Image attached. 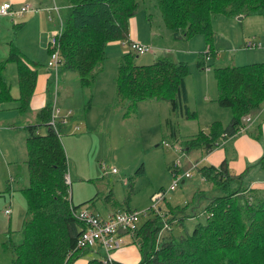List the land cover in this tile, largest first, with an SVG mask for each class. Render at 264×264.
<instances>
[{
    "label": "trees",
    "instance_id": "1",
    "mask_svg": "<svg viewBox=\"0 0 264 264\" xmlns=\"http://www.w3.org/2000/svg\"><path fill=\"white\" fill-rule=\"evenodd\" d=\"M140 1L65 0L67 10L64 17L60 13L63 27L58 37L59 69H73L81 84H93L95 70L105 58L106 45L113 41H128L129 18L137 13ZM157 4L175 39L195 34L210 38L212 19L218 14L232 17L264 14V0H157ZM209 49L210 46L206 53ZM136 56L137 52L129 50L121 57L116 93L125 100L127 112L134 111L141 100L167 101L170 114L165 119V126L169 135L176 139L172 116L187 120L197 116L188 108L185 80L188 66L166 54L150 65H139L134 62ZM9 61L16 62L18 68L17 100L21 104L17 109L21 113L29 106L37 72L30 68L26 58L12 44L8 58L0 61V103L13 99L3 74ZM215 73L218 83L216 100L219 106L232 111L230 123L225 129H220V123L213 122L206 132L199 131L188 142L189 145H185V150L183 148L186 156L193 147L210 152L241 129L245 128V131L249 123L244 120L246 116L254 117L260 112L264 100V62L227 65L217 68ZM53 109L51 102L46 103L37 112L36 123L23 127L28 183L20 189L27 208L21 240L5 242L13 252L11 264H72L81 253L90 249L78 247L81 230L86 225L75 213L85 202L75 205L71 201L66 179L67 155L60 138L64 127L57 119L56 127L51 126ZM41 126L46 127L45 133L39 132ZM259 134L256 129L254 136ZM175 161L168 166L170 172H185L181 161L175 168ZM257 164L264 167V154ZM247 169L238 174L231 172L226 159L218 166L203 165L198 169L201 176H205L222 193L208 199L202 210L206 215L205 222L197 223L191 232L174 234L171 220L164 224L165 217L162 219L160 210L153 211L154 215L135 231L122 232V235L130 234L134 241H139L142 260L138 264H264V186L248 187L240 183ZM236 181L238 184L229 189ZM128 199L129 196L125 197L121 203V210L131 209ZM162 200L165 201L166 197ZM195 207H191L193 214ZM177 208L170 209V212L181 214L178 218L191 215ZM173 217L177 218L176 215ZM87 264L105 263L91 259Z\"/></svg>",
    "mask_w": 264,
    "mask_h": 264
},
{
    "label": "rangeland",
    "instance_id": "2",
    "mask_svg": "<svg viewBox=\"0 0 264 264\" xmlns=\"http://www.w3.org/2000/svg\"><path fill=\"white\" fill-rule=\"evenodd\" d=\"M139 3L133 19L139 37L147 39L150 50L136 56L134 62L150 65L159 56L166 54L188 66L189 72L185 78L188 108L197 116L193 120L172 116L176 139L169 135L165 126V119L170 114L167 101L141 100L134 111L127 112L125 100L117 95L116 76L118 65L122 61L119 57L130 49L124 41L106 45L105 58L95 70V82L87 86L80 83L79 76L73 69L61 67L55 74L48 67L47 53L45 49L38 47L39 25H28L21 29L10 17L0 15V61L5 60L8 55L6 41L8 43L17 39L15 42L22 51L40 62L38 74L52 72L47 77L50 80L49 87L53 88V97L49 96L46 103L55 102L61 115H64V124L70 126L68 131L65 127L61 130L60 138L67 155L71 201L75 205L85 202L79 209H88L105 218L109 213L121 210V203L129 196L127 204L133 208L131 210L149 212L148 215L141 216L138 222L141 226L154 215L151 207L154 205L153 194L161 188L169 189L173 183L174 177L168 166L179 159L185 172L188 171L190 175L183 183L168 190L166 200L159 201V206L157 205L162 219L165 217L164 224L171 220V230L179 235L185 231L191 232L197 223H204L206 215L202 211L203 207L210 197L222 193L205 176H201L198 170L203 165H210L206 162L205 151L193 147L186 156L183 152L185 145H189L188 142L199 131L206 132L213 122L220 123V129H225L230 123L232 111L219 106L216 100L218 83L215 72L217 68L227 65L264 62V14L248 15L241 20L238 16L218 14L212 19L210 38L195 34L175 39L173 31L162 18L157 0H141ZM16 17L14 16L15 19ZM52 17L56 19V14L54 16L53 13ZM51 36L52 32H48L44 37L47 40ZM29 39L34 40L29 42ZM32 41H36L35 46L31 44ZM247 41L255 45L247 46ZM209 46V52L206 53ZM206 67L210 70L207 71ZM3 74L9 83L13 99L0 103V264H11L13 252L5 242L21 240L27 208L20 189L28 183L26 133L18 125L26 119L31 120L27 121L29 124L36 123L38 110L31 106L24 114L15 118L19 104L16 64L7 62ZM261 108L263 113H258L255 126L264 120V100ZM254 117H251L250 123ZM8 118L10 120L7 121ZM46 130L43 126L39 128L40 133H45ZM228 159L239 161L233 150L228 151ZM249 165L240 182L248 187L264 177V169L255 167L258 164ZM113 168L116 172L111 171ZM237 184V181L233 182L229 189ZM122 205L126 206L125 203ZM192 206H196L195 214L191 212ZM176 207L191 215L178 218L182 215L173 210L170 212V209ZM5 209L10 210L9 215L5 214ZM174 215L176 219H173ZM127 236L139 250V241H134L130 234ZM126 244L128 243L124 240V245ZM103 256L102 249L92 247L79 257L88 261L103 260ZM141 260L142 255L137 262L119 264H138Z\"/></svg>",
    "mask_w": 264,
    "mask_h": 264
},
{
    "label": "crops",
    "instance_id": "3",
    "mask_svg": "<svg viewBox=\"0 0 264 264\" xmlns=\"http://www.w3.org/2000/svg\"><path fill=\"white\" fill-rule=\"evenodd\" d=\"M5 3H11L12 9L16 11L13 16H8V17H10L14 21V23H16V25H19V28L24 29L28 25H31V26L32 25H39L40 26L39 37L37 39V41L39 43L38 47L40 49H45V51L47 53V60H48V56H49L48 42H49V39L46 40L44 36H46V34H48V32L53 33L54 32L53 29H55V30L58 29V21L52 17L53 13L55 16V12L50 8H51V6H58L60 13L64 17L66 10H67V5H66L65 0H0V6H2ZM24 5L30 6L32 8V10H27V11L19 14L18 11H19L20 7L24 6ZM35 7L38 8L37 11L34 10ZM48 13H49V17H47ZM14 16H17L16 17L17 19H15ZM242 16H243L242 19L244 17H246L244 15H242ZM3 17H6V16H3ZM129 21H130V24H129V29H128V41L137 40L143 44L144 43L148 44L149 42L147 41V39L139 37L138 31H137L138 29L136 28V24H135L136 22L133 19V17L129 18ZM11 24H9V26ZM16 36L17 35L14 33L15 38H16ZM30 40H34V39H29V42H30ZM15 41H17V39L10 40V41H8V43L6 41L8 55L10 52L11 45L14 44L18 48L21 55L24 58H26L27 63L29 64L30 68L37 72L34 91L31 95L29 106L24 110V112H21V113L19 112V109H17V111L15 112V118H17V117H19L20 114H24L31 106L35 107L36 111L37 110L39 111V109L41 107H43L46 104V102L48 101V97L49 96L51 98L53 97V88L51 89L49 87L48 81H50V80H48V77H47L52 72L46 71V73L38 74V68L37 67H38V65H40V62L37 61V59H35L34 57H29L27 54H25L22 51V49L20 48V46L18 45V43ZM44 41H46V42H44ZM128 41H124L123 43L128 44L129 43ZM118 42H120V41H113V42H110L109 44H111V43L116 44ZM31 44L33 46H35L36 41H34V42L32 41ZM43 44H44V46H43ZM46 44H47V47H46ZM124 54H125V52H124ZM0 55H2V49H0ZM8 55H7L6 59L8 58ZM121 57H119V59H121ZM9 62H13L16 64V62H14V61H9ZM16 69H17V80H18L17 64H16ZM205 69L207 71L210 70L209 67H206ZM94 82H95V79H94ZM186 89H187V85H186ZM187 97H188V91H187ZM18 103L19 104L17 105V107L21 104L19 101H18ZM52 106L55 110H58V115L61 116V117H56L55 121L60 120L62 126L65 127L68 131L70 126H67L62 121V119H63L62 116H64V115H61L60 108L55 104V102L52 103ZM262 113H263V111L261 108L259 114H262ZM259 114L257 116H255L253 118V120H251V123L250 122L248 123L247 129L245 131L237 132V134L232 135L229 138L223 140L220 145L213 148L210 152H205L207 155L205 158L206 162L210 163V165L218 166L224 159H226L228 162L229 170L231 172H237V174L243 172L247 167L250 166L249 164H253V163L257 164V161L264 154V120L262 121V123L255 126V120L258 121ZM8 120H10V119L8 118L7 121ZM27 121H31V120H29V119L23 120L22 122H20L18 127L20 129H23V127L26 124H29V123H27ZM8 127H12V126H8ZM256 129L258 132H260L258 137L254 136L256 133ZM200 150L204 151L202 149H200ZM231 150H233L236 153V155H238L239 161H236V159H230V161H229L228 151H231ZM255 167H259L261 169H264V167H262L260 165H257ZM247 171H248V169H247ZM257 180L258 181L253 182L252 185H250V187H256L258 185L264 186V177H261L260 179H257ZM129 208H131V207H129ZM131 209H133V208H131ZM111 213H113V212H111ZM111 213H109V214H111ZM127 235H129V234H123L122 235V238H123L122 239L123 240L122 246L119 249L112 252V254H111V260L112 261L119 262V263H121V262L133 263V262H137L140 259L141 254H140L137 246L135 244H133V242L130 239H128ZM124 240H125V243H128V244L124 245ZM129 242H131V243H129ZM87 262H88L87 259L82 258V257H78L73 261L72 264H87Z\"/></svg>",
    "mask_w": 264,
    "mask_h": 264
},
{
    "label": "built area",
    "instance_id": "4",
    "mask_svg": "<svg viewBox=\"0 0 264 264\" xmlns=\"http://www.w3.org/2000/svg\"><path fill=\"white\" fill-rule=\"evenodd\" d=\"M51 9L56 13V20L58 21V29L52 33V36L48 42V50H49V58L47 65L55 74L59 71V66L61 62L60 57V47H59V40L58 37L62 33L63 27V19L60 15V10L58 6H52ZM32 10V8L28 5L21 6L19 9V14L27 11ZM15 10L12 9L11 3H5L0 6V15L2 16H13L15 14ZM247 46L255 45L251 41L246 42ZM130 49L134 50L135 52L140 54H144L148 52L149 45L143 44L137 40H132L129 44ZM58 114V110L53 109L52 112V120L50 121L51 126L56 127L55 125V117ZM245 121H250L249 117L244 118ZM65 123V119H62ZM245 129V128H244ZM241 129L240 131H243ZM239 131V132H240ZM166 142H164L165 144ZM180 161H175V168L180 166ZM105 167V165H103ZM112 172H116L113 168L111 169ZM174 177L173 183L170 185L169 189H165L164 191H157L153 194L152 200L153 204L151 207L153 211H157V204L161 201L168 190L174 189L181 181H184L187 177H189V172H182L178 174H172ZM67 181H69V177H66ZM5 214H10L9 209H5ZM148 210H144L143 212H139L137 210H120L113 214L108 215L107 217L103 218L99 214L94 213L88 209H80L75 213V216L81 219L86 228L81 230L79 240H78V247L81 249H87L95 247L97 250L100 248L104 251L103 262L106 264L107 262H111V252L119 249L122 244V232L125 231H135L139 224L140 218L142 215L147 214Z\"/></svg>",
    "mask_w": 264,
    "mask_h": 264
},
{
    "label": "water",
    "instance_id": "5",
    "mask_svg": "<svg viewBox=\"0 0 264 264\" xmlns=\"http://www.w3.org/2000/svg\"><path fill=\"white\" fill-rule=\"evenodd\" d=\"M242 17H243L242 15H239V16H238V19H239V20H241V19H242Z\"/></svg>",
    "mask_w": 264,
    "mask_h": 264
}]
</instances>
